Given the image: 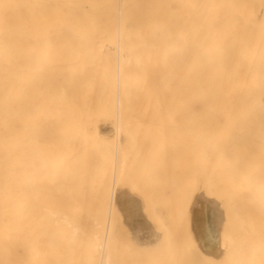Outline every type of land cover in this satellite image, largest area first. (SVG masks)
Wrapping results in <instances>:
<instances>
[{
  "label": "bare ground",
  "instance_id": "6f19581e",
  "mask_svg": "<svg viewBox=\"0 0 264 264\" xmlns=\"http://www.w3.org/2000/svg\"><path fill=\"white\" fill-rule=\"evenodd\" d=\"M164 1L0 0V264H107L105 248L108 249L113 242L109 247L106 246L108 236L101 231L105 233V224L103 226L104 222L100 221L102 216L98 218L101 207L97 211L96 208L97 203L101 206L97 199L103 196V190L105 193L106 188L103 186L107 183L105 180L109 178L111 169L107 165L106 171L109 170V174L106 173V178L102 180V165L97 164L100 162L99 157H95L97 162L92 160L94 166L89 165L94 144L82 135L88 130L85 126L91 127L90 131L96 127L99 135L101 125L113 126V122L107 120L112 113L117 120L122 115V118H128L124 113L130 117L134 114H142L143 117L149 115V122L153 115H184L188 117L183 118L198 120L199 133L203 129L212 128L213 132L211 129L209 132L213 136L216 129L215 132L221 130L218 132L219 139L220 135L223 138L222 131L225 134L228 130L232 135L235 124L240 122L239 127H243L244 131H241L244 134V125L249 123L247 126L252 131L256 127V119L264 126V0H196L194 10L185 5L186 0H175L179 2L178 6L174 3L179 9L174 12L170 11V1ZM185 6L188 11L183 10ZM136 15H140V18H135ZM156 119L152 121L153 125ZM245 119H248L247 124L241 121ZM231 120L234 122L233 128L229 124ZM236 120L238 122L235 123ZM128 121L130 129L134 119L132 123ZM119 125V128H123ZM166 131L168 128H164L163 132ZM253 132L259 133L258 130ZM115 133L113 131L112 134ZM242 133L237 134L241 136ZM261 133L263 131L259 135ZM128 139L126 137L124 142ZM218 143L215 140V144ZM210 144L216 146L214 142ZM259 149L264 150L262 146ZM216 152L210 154L215 157ZM213 159L211 157L210 161ZM127 163H123L126 164L125 168ZM169 167L167 164V171ZM248 169L247 178L253 179L254 175L250 176ZM75 171L76 175L73 174ZM121 171L122 168L120 174ZM112 172L114 177L111 178L115 179V171ZM243 173L246 174L245 171ZM71 174L77 177L74 188L79 196L72 197L73 202L69 194ZM124 176L121 174V177ZM64 178L68 180L64 181ZM96 182L103 184L100 186L103 190L98 189L100 194L96 190L99 185ZM91 186L94 193L96 190V195L92 191L93 199L90 193L89 198L85 194ZM116 186L111 187L107 197L110 198V208L121 217L124 232L128 230L135 239L134 246L147 252L145 255H149L155 246L156 250L160 247V251H157L161 254L164 250L161 246L165 244L161 243L162 240L159 242L160 239L156 241L150 238L159 235L157 227L156 230L153 227L155 233L151 230L150 234V228L145 229L139 197L130 189H121L124 186ZM196 191L202 193L200 189ZM83 193L88 203L86 199L83 201ZM94 199L97 201L95 204ZM81 200L85 205L90 203L88 208H94L95 212L87 217L86 206ZM224 205L223 201V208ZM207 206L205 202L197 201L192 209V206L189 208L191 218L188 214V219L191 220L189 222L193 232L190 231L191 239L193 246L206 260L213 259L222 264L229 257L223 259L228 254L226 242L223 243L227 234L225 236L223 230L229 224L228 232L231 228L232 233L236 223L233 221L232 226L233 217L230 218V214L225 211L226 206L225 218L229 217L231 224L225 219L226 224L221 218L220 210L216 213ZM146 213V217L151 219L149 212ZM254 214L251 217L254 218ZM259 218L264 223V217L259 215ZM223 226L226 228L223 229ZM236 234L233 231V237L238 240ZM238 234L240 236V232ZM160 235L162 239L163 234ZM117 236L122 241L123 235L121 238L120 234ZM231 237L230 241L233 239ZM131 238L128 237L129 241ZM241 239L245 241L244 237ZM117 250L118 255L120 249ZM234 250L232 255L237 252ZM243 255H247L246 252ZM81 257L85 259L80 260ZM160 262H163L162 259Z\"/></svg>",
  "mask_w": 264,
  "mask_h": 264
},
{
  "label": "rangeland",
  "instance_id": "374dc122",
  "mask_svg": "<svg viewBox=\"0 0 264 264\" xmlns=\"http://www.w3.org/2000/svg\"><path fill=\"white\" fill-rule=\"evenodd\" d=\"M131 1H134V0H131ZM154 1L156 2V0H153V2ZM160 1H161V3L162 2L165 3L164 0H160ZM169 1H170V3L169 2L168 3L170 4V11H173V12L177 11L178 7H176V5L179 2L176 3L175 0H174V2H173V0H169ZM178 1L182 2V0H178ZM149 2H150V0H149ZM135 3H136V1H135ZM144 3H146L145 0H144ZM157 3H159V1ZM195 3H196V0H193V1L192 0H186L185 1V5L186 6L188 5V7L190 6V10L195 9ZM166 4H167V2H166ZM169 4H168V10H169ZM186 6L183 7V10H186ZM135 9H137V8H135ZM160 9H162V8H160ZM186 11H188V10H186ZM139 16L140 15H136L135 18L139 19L140 18ZM155 16L157 17L158 15H155ZM155 16H153L154 17L153 19H156ZM162 17H163V15H162ZM172 17H174V16H172ZM160 18H161V15H160ZM158 19H159V17H158ZM124 114H125V117H128V118H122V117H124V115H122V116H120L121 119L120 118L118 119L120 121L117 120V117L115 116L114 113H112L109 117H107L108 121L113 122V124L111 123V125H113V126H110V124L106 125V126L100 124L101 125L99 127L100 129L98 128L100 130L99 135H98V130L95 129L96 127L95 128L93 127L92 130L90 131L89 128H91V127H89V126H85V128H88V130L83 132V134H82L88 140H92L93 141L92 143L94 144L93 148H92L93 152L91 151V160L89 161V162H91V164H89V165L94 166L92 164L93 161L96 160V162H97V158L99 157L98 160L100 162L99 163L97 162V164L102 165V169H103V170L101 169L102 170V178H101L102 180H104V178H106V173L109 174L108 173L109 170L106 171L108 166H110L109 168L111 169L110 170L111 174L108 176L109 178L108 179L106 178V180H105L107 183L105 184V186H103L106 188L105 193H104L103 188L100 187L103 185V184H100V183H102V180H100V183L96 182V183H99V185L96 184L97 185L96 190L99 192V194H100V191L98 189L103 190L102 191L103 196L100 198V200H98L99 198L97 199V201L99 202V204H101V206L98 205V203H97V208L95 207L96 211L98 210V208L101 207L99 209V211H101V214L100 215L98 214V218L100 219V216H102L103 220L100 219V221H101V223L104 222L103 226L105 224L104 229L106 230L105 233H104V230H101V231L103 232V234H105V235L107 234V236H108V239H107L108 242L106 245L107 247H109V244L111 245V243L113 242L112 245L108 249L105 248L107 250V251L105 250L106 255H107V260L110 261V263L112 262V264H157V262L159 264H164L165 263L164 262V259H165L164 255H165L166 264H206L205 261L209 262L211 259L206 260L204 255H201L198 253V251H197L198 249L196 250L195 246H193V242L191 244L187 243L185 240V236H184L186 233L188 235H190V233H189V229H190L189 227L190 226H189L188 217L190 216L191 211H189V208L192 206L191 207V209H192L195 206L197 201H202L203 204L205 202V205H208L207 207L209 209L210 208L212 210L214 209L215 210L214 212L217 213V210H220L222 213V214L220 213L221 218H223L224 221L226 219L225 215H227V214H230L229 217L230 218L233 217L236 220V221L233 220V218L231 220L232 226H233V221H234V223H236V224H234V226L232 228V233H233V231H234V234L237 233L236 235H238V240H237V238L233 237L232 233H230L231 228L228 232L229 224L227 226V229L223 230V234L225 236L227 234V238L226 237H225V239L223 238V240H224L223 243L225 244V242H226L225 246L227 245V248H225V249L228 250V251L226 250V253L228 252V254H226V257L223 259L226 260L227 256L229 255V257L227 258L226 261L227 262L230 261V264H233V259H234V264H241V263L242 264H253V263L254 264H264V237H263L264 236V233H263L264 223H262L263 220L261 218H259V215L262 218L264 217V193H262L264 191V154H263L264 150L259 149L260 146H262V148H264L263 147L264 146V142H263L264 141V138H263L264 137V128L263 127L264 126H261L259 124L258 119L255 118L256 120H255L254 125H256V127H253L254 125H252V124L254 122V119L252 118V121H251L252 124L250 123V125L253 127L252 131L247 126L249 124V123L247 124L248 119H245L244 121L241 120L242 122L247 124V125H244V127L246 128L245 134L242 133V131H241V129L244 131L243 127L241 129L239 127V126H241L240 125L241 122H240L239 124L238 123L235 124L236 125V127L234 128V131L236 132V133L234 132L235 134L233 132H232V135L229 134L228 130H226L227 133L225 131V134H224L222 131L223 138H221L222 135H220V139H219L218 132L221 131L220 129H219L220 131L215 132L216 130H218V129H216L214 131L213 136L211 133V132H213L212 128H209V129H211V132H209V129L206 128V129H203V131H205V133L202 130H201V133H199V128L197 127L198 126L197 123H199V122H197L198 120L195 118H183V117H188V116L179 115V114H175V115H171V116L169 115V117H168V115H166V116L153 115L152 119H150L151 122H149V115H145V117H143L142 114H140V116H138V114L137 115L134 114V116L130 117V116H127V113H124ZM128 115H130V114H128ZM165 117H166V120L164 119ZM133 119H134V121H133L134 126L131 124L132 127H130V129H129V125H128L129 121L128 120H130L132 123ZM155 119H156V123H155V125H153L152 121H154ZM105 120L103 119L102 121H105ZM107 120H106V122H107ZM135 120L137 121V124L139 123V120H140V123L142 122L141 124L140 123L138 124L139 126L141 125V128H139V126L135 123ZM144 120H145V122L143 123ZM162 120H163V122L165 120L163 126H162V124H163ZM249 120H251V118ZM256 121H257V123H256ZM148 122H149L150 127H148ZM236 122H238V120H236L235 123ZM119 124H121V127H123V128H119L120 127ZM135 124L137 125L136 127H135ZM142 124L145 126H143ZM229 124L233 128L234 122L232 120L229 122ZM230 126H229V131L231 130ZM114 127H116V128L112 129ZM117 127L119 129V133H118ZM145 127L148 128V130L145 129ZM151 127H153V128L151 129ZM179 127H181V128H179ZM259 127H261L262 129H260V130L263 131V134L261 133V135H259V133L261 132V131H259ZM104 128H105V132H104ZM127 128L129 130H127ZM142 128H144V129H142ZM164 128H165V130H167V128H168V131H166L165 133L163 132ZM255 128H257V129H255ZM110 129L112 130L111 132L109 131ZM121 129H122V132H121ZM138 129H140V130H138ZM141 129H142V131H141ZM254 129L258 130L259 133L253 132V131H255ZM102 131L104 132L103 135H102ZM113 131L116 132L118 135L116 133L113 135L112 134ZM167 132H168V134H167ZM237 133L238 134L242 133L243 136L241 135L242 136L241 137ZM123 134H124V136H122ZM198 134L201 136L200 137L201 141H200V138L198 137L199 136ZM252 134L254 135L253 137H252ZM256 134H258V135H256ZM108 135H109V138H108ZM102 136H103V138H102ZM168 136H169V139H168ZM173 136H174V138H173ZM217 136H218V139H216ZM123 137H125V139H126V137L129 138L128 141L124 142L125 139H123ZM195 137L197 139H195ZM207 137H208V139H207ZM239 137H240V139H239ZM113 138H114V141H111ZM172 138L174 139V141L172 140ZM198 138H199V140H198ZM261 138H263L262 142H261ZM108 139H109V142L107 141ZM120 139H122V141ZM166 139L168 140V142ZM186 139H188V140H186ZM209 139H210V143L214 142V145H216L215 147L213 146V144L209 143ZM221 139H222V141H221ZM118 140L120 141L119 144H118V142H119ZM215 140L217 143L220 140L221 143L219 142L220 143V144L218 143L219 145L215 144ZM165 141H166V143H165ZM187 141H188V143H187ZM199 141H200V143H199ZM122 142L124 144L127 143V144H125L126 147L124 145V149H125L126 153L124 152ZM203 142H205V143H203ZM104 144H105V146H104ZM116 144L119 146L117 147ZM185 144H186V146L188 144L189 147L188 146L186 147ZM204 145H205V148H203ZM121 146H122V149H121ZM167 146H168L169 150L165 149V148H167ZM208 147H209V149H208ZM212 148H214L213 151H212ZM215 148H216L217 152H216ZM258 149H259V151H258ZM131 150H133L132 156L130 155ZM166 150L168 151V153ZM89 151H88V153H89ZM122 151H123V153H122ZM98 152H99V154H98ZM214 152H216L215 157L212 156L214 154ZM95 157H97V158L95 159ZM101 157H102V159H101ZM116 157H117V159H116ZM122 157H123V159H122ZM138 157L140 160H138ZM211 157H212V159L214 157V159L212 161H210ZM125 158H126V160H125ZM136 158H137V160H136ZM117 160L119 163L117 162ZM122 160H124L123 163H125V162L127 163L129 160V163H127L128 164L127 168H125L126 164L124 165L122 163ZM258 160H259V162H258ZM137 161H138V163H137ZM168 161H169V163H168ZM196 161H198V162H196ZM110 163H111V165H110ZM94 164H96V163L94 162ZM119 164H120V166H119ZM167 164H168V166H170L168 171H167ZM186 165H187V167H185ZM188 165H189V167H188ZM122 166H124V169H125L124 173H123L124 170H123ZM134 166H135L134 170H131ZM121 168H122L121 174L125 175L124 177H121V174H120ZM247 168H249L248 169L249 174L251 173L250 176L254 175V178H256L257 181H255V179L254 178L252 179L251 177L248 180L247 177H249V176L247 174ZM243 169H245L244 171L246 172L247 175L245 173H243L244 172ZM113 170L115 171V179L111 178V177H114L113 172H112ZM236 171H237L238 176L236 174ZM132 172L134 175L132 174ZM168 172L170 173V175L168 174ZM239 172H241V176H239ZM73 174L76 175L77 174L76 171H75V173L73 172ZM244 174H245V178H244ZM167 175L170 176V178ZM120 177H121V180H120V184H119L118 180L120 179ZM76 178L77 177L76 176L73 177L72 174H71V178H69V183H70L69 194L71 195L70 200L72 202H73L72 197L73 198L79 197L77 195V190L75 191V188H74L76 185V181H75ZM237 178H238V180H237ZM242 178H243L244 182H243ZM87 179H89V178H87ZM63 180L65 181L68 179L64 178ZM73 180L75 181V184H74ZM111 180H113V182ZM245 180H247V182ZM105 181H103V183H105ZM71 182H73V185L71 184ZM253 182H254V184H256L258 182V184L260 183V185L259 186H258V184L254 185ZM78 183H79V181H78ZM80 183H81V181H80ZM87 183H90V181L89 182L87 181ZM244 183L246 186L243 185ZM247 184H248V187H250L251 189L247 187ZM93 185H94V183H93ZM113 185L115 187H117L116 185H119L118 188H121L124 186L121 189H125V188H126L125 190L130 189V191L133 192V194L135 196L137 195L138 197L143 198L142 200L145 201V205L147 206V211L149 212V218L151 217L150 220L152 221V223L155 222V223H153L155 225V230L158 228L156 230V232L158 231L157 233H159V235H160V233L163 234L162 239L164 238L165 241L163 240V244H165V245L161 246V249L164 247V250H163L164 255H163V251H161V254H159L160 247L157 249L159 251H157L156 250L157 246H155V249L152 250V252L149 251L150 254L148 252L149 255H147V254L145 255V253H147V252H145L144 250L142 252V249H139L136 246H134V242L131 238L132 236L130 235L128 230H126L127 232H124L125 227H123V225L121 226L122 220L120 222L121 217H118L119 215L117 216L118 212L116 213V210H114L113 208H110V206H109L110 205V198H108L110 195L109 191ZM183 185H185V186H183ZM199 185H200V187H199ZM72 186H73V188H72ZM88 186H89V184H87V187ZM190 186H195L194 192L196 194H194V192L189 193ZM242 186H243V189H242ZM56 187H57V189H59V187H62V185H60L59 187L58 186H56ZM88 188H87V190H89ZM196 189H200V192L202 190V193L199 194V191H196ZM203 189H205V191ZM96 190L94 193L93 186H91L89 191L85 192L86 191V189H85L84 192H85L86 196L89 198V193H90V197L92 195V191L96 195ZM204 192H205V195H203ZM254 192L256 193V194H254L255 196L253 195ZM85 194L83 193L82 199H83V201L86 199V201H87L86 203H88V200H87ZM197 194H198V196H197ZM95 195H94V198H95ZM107 195H108V197H107ZM91 199H93V196L91 197ZM205 199L207 201H205ZM194 200H196V201H194ZM83 201H82V203H83ZM97 201L94 199V204ZM223 201L225 203L224 208L226 206L225 211H227V214H225L224 208L222 207ZM89 202H90V199H89ZM231 202H232V204H231ZM192 203L194 206L192 205ZM70 204H71V202H70ZM89 204L85 205V202L83 203L84 207L86 206L85 212H86L87 217L90 215V213L95 212V210L93 211L94 208L91 210L89 209L90 208ZM228 204H230V205H228ZM92 206L94 207L93 204H92ZM219 206H221V208ZM170 208H172V209H170ZM112 209H113V212H112ZM108 212L110 213V215ZM253 213L256 214V215L254 214V218H253V216L251 217V215ZM174 214H175V216H174ZM188 214H189V216H188ZM113 215H114V219H113ZM107 216H108V218H107ZM229 217H228V219H229ZM249 217H250V219H249ZM190 218H191V216H190ZM228 219H226L227 222L230 221V220L228 221ZM260 219H261V221H260ZM87 220H88V218H87ZM256 220H257V222H256ZM107 221H108V223H106ZM252 221H254V223ZM89 222L90 221L88 220L87 225H89ZM227 222H226V224H227ZM180 223H181V225H180ZM257 223H259V224L257 225ZM182 224H183V227H182ZM247 225H248V228H247ZM108 226H109V228H108ZM245 227H246V229H245ZM250 227H251V229H250ZM259 227L262 230V233H261V230H259ZM224 228H226V226L225 227L223 226V229ZM240 228H241V230H240ZM242 230H244V231H242ZM247 231H248V233H247ZM239 232H240V236L238 234ZM257 232H258V234H257ZM121 233L123 235L122 238H121V236H122ZM125 233H126L127 237H125ZM127 233H129V234H127ZM118 234H120V238L122 239V241L118 240L119 239V236H117ZM128 235H130V236H128ZM177 235H179V236H177ZM124 237L126 239H124V244H123V238ZM128 237H129V239L131 238L130 241H129ZM230 237H231V239L233 238L231 241H230ZM242 237L245 238L246 242L244 241V239H241ZM180 240H181V242H180ZM118 241L120 244L117 243ZM177 241H178V243H177ZM184 241H185V245H184ZM228 241L231 242L233 245L232 244L229 245ZM235 242H237L236 245H234ZM239 242H240V244H239ZM249 242H251V244ZM179 243H180V245H179ZM172 244L175 246H172ZM130 245H131V247H130ZM159 245H160V243H159ZM166 245H167L168 250L166 248ZM248 245L250 246V248L247 249ZM229 246L231 247V252H230ZM121 247H122V249H121ZM169 248L172 250L175 248V250L172 251V250H169ZM234 248H236V249L234 250ZM117 249H120L119 253H118L119 256L116 253V251H118ZM128 249H129V251H128ZM233 250L237 251V252H233L234 254L232 255ZM154 251L158 252V253H156L157 255L155 254ZM166 251H168V252H166ZM169 251H170V253H169ZM245 252L247 255L244 256L243 253L245 254ZM175 253H176V255H175ZM237 254H238V258H237ZM150 255H151V257H150ZM152 255H154L155 257ZM174 255L177 257V259H176V257H174ZM123 256H125V257H123ZM171 256H173V258L171 259V262H170L169 260H170ZM234 256H235V258H234ZM110 257H113L114 259L110 260ZM230 257H231V259L232 258L233 259L230 260L229 259ZM239 257H240V259L242 258V262L240 261ZM116 258H117L118 262H117ZM79 259L82 260L83 257H81ZM84 259H85V257H84ZM161 259L163 261L162 263L160 262ZM243 259H244V261H243ZM246 259H247L248 263H246ZM87 260H89V258H87ZM212 260H211L212 264H217V263L219 264V262L216 263ZM214 260L217 261L218 259H214ZM108 261H107V264H109ZM222 264H224L223 261H222Z\"/></svg>",
  "mask_w": 264,
  "mask_h": 264
},
{
  "label": "crops",
  "instance_id": "0c3cea01",
  "mask_svg": "<svg viewBox=\"0 0 264 264\" xmlns=\"http://www.w3.org/2000/svg\"><path fill=\"white\" fill-rule=\"evenodd\" d=\"M138 199H139V201H140V207H141V208H140V213L143 215V217H144V221H145V224L147 225V226L145 225L144 227H145V229L150 228V229H148V230H149V234H150V233H152L151 230H153V232H154L155 225L152 223V221L150 222V219L147 218V217H148V215H147V213H146V212H147V211H146L147 206L145 205L144 200L140 199V197H139ZM141 201H142V202H141ZM142 203H143L144 205H143ZM141 205H142V206H141ZM142 210H143V211H142ZM144 211H145V214H144ZM146 216H147V217H146ZM148 221H149V222H148ZM188 221H191V220L188 219ZM189 226H190V229H191V223H190V222H189ZM153 227H154V228H153ZM190 229H189V233H190V231H191V233L193 234L192 229H191V230H190ZM143 230H144V229H143ZM154 233H155V232H154ZM192 234H190L191 238H192ZM131 236H132V235H131ZM155 237H156V238H155ZM160 237H161V235H160V236H159V235H158V236H154L153 238L150 237V238L153 239V240L155 239L156 241L160 239L159 242H161V240L163 241V239H161ZM150 238H149V239H150ZM192 239H193V238H192ZM192 239H191V240H192ZM132 240L134 241L135 239L132 237ZM162 244H163V242H162ZM163 245H164V244H163ZM148 252H149V251H148Z\"/></svg>",
  "mask_w": 264,
  "mask_h": 264
},
{
  "label": "snow or ice",
  "instance_id": "6c2138e0",
  "mask_svg": "<svg viewBox=\"0 0 264 264\" xmlns=\"http://www.w3.org/2000/svg\"><path fill=\"white\" fill-rule=\"evenodd\" d=\"M194 191H195V186H190V188H189V193H192V192H194ZM185 240H186V242L189 243V244L192 243L191 237H190V235H188L187 233L185 234ZM206 264H212V262L209 261V262H206ZM224 264H229V262L225 261Z\"/></svg>",
  "mask_w": 264,
  "mask_h": 264
}]
</instances>
